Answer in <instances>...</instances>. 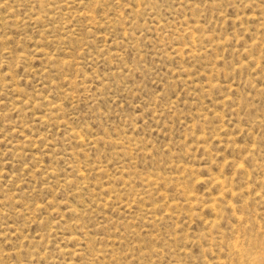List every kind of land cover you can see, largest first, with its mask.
<instances>
[{
	"label": "rangeland",
	"instance_id": "obj_1",
	"mask_svg": "<svg viewBox=\"0 0 264 264\" xmlns=\"http://www.w3.org/2000/svg\"><path fill=\"white\" fill-rule=\"evenodd\" d=\"M0 264H264V0H0Z\"/></svg>",
	"mask_w": 264,
	"mask_h": 264
},
{
	"label": "bare ground",
	"instance_id": "obj_2",
	"mask_svg": "<svg viewBox=\"0 0 264 264\" xmlns=\"http://www.w3.org/2000/svg\"><path fill=\"white\" fill-rule=\"evenodd\" d=\"M190 45V44H189Z\"/></svg>",
	"mask_w": 264,
	"mask_h": 264
}]
</instances>
